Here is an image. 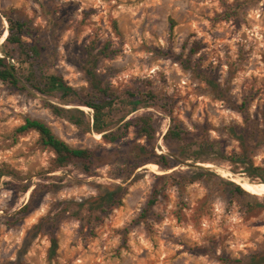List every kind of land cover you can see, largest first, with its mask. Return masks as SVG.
I'll return each instance as SVG.
<instances>
[{"label": "rangeland", "instance_id": "1", "mask_svg": "<svg viewBox=\"0 0 264 264\" xmlns=\"http://www.w3.org/2000/svg\"><path fill=\"white\" fill-rule=\"evenodd\" d=\"M0 13L27 22L24 39L42 48L45 71L61 75L82 100L98 95L82 69L86 49L108 47L99 80L141 103L107 129L150 113L156 151L179 163L164 171L119 158L92 176L77 165L56 167L37 132L15 133L26 118L44 122L74 148L123 152L145 139L131 126L108 143L93 131V111L78 99L0 81V264H238L254 255L255 264H264V207L250 210L229 185L264 205V183L234 161L242 149L227 131L256 140L252 160L264 168V0H0ZM7 26L3 19L0 30ZM49 104L82 110L83 121L72 123ZM170 125L207 134L213 145L191 147L180 159L163 140ZM39 185L47 186L36 194L40 206L18 213ZM118 186L119 203L106 212L77 213V203Z\"/></svg>", "mask_w": 264, "mask_h": 264}, {"label": "trees", "instance_id": "2", "mask_svg": "<svg viewBox=\"0 0 264 264\" xmlns=\"http://www.w3.org/2000/svg\"><path fill=\"white\" fill-rule=\"evenodd\" d=\"M255 1L259 3L261 0ZM3 19H5L8 26L6 29L0 30V38L3 35L1 39L3 42L0 44L2 52V55H0L1 82L16 88H24L26 84L37 93L45 96L57 93L60 94L64 101L70 102L78 99L81 107H86L93 111L90 125L93 131L101 134L102 138L108 143H114L124 137L131 126L136 128L138 137L144 138L145 143L132 142L123 152L94 148H74L56 136L47 124L30 118H26L24 123L16 129V134H23L28 131L37 132L40 136L41 144L53 152L56 167L77 165L81 168L82 173L87 176H92L96 169L112 164L119 158L133 162L137 167L155 164L150 166L156 167L157 165L164 171H168L179 165L177 160L168 154L156 151L155 133L157 126L152 114H142L128 120L115 130L107 129L115 122L117 115L122 114L121 117H124L129 112L136 111L141 103V100L115 94L109 85H103L99 80L97 73L98 63L102 56L111 55L112 52H109L108 47H104L98 52H94L93 47L86 49V59L82 64V69L88 78L90 87L98 95L82 100L78 90L68 85L61 75L45 71L42 48L36 43L27 42L24 39L29 34L30 29L27 22L16 18L12 14L0 13V28L3 26ZM9 58L13 59L18 65L11 64ZM131 97L133 96L131 95ZM220 97L223 99L222 96ZM49 107L52 112L58 116L68 118L72 123L79 124L83 121L84 113L82 110L65 109L52 104H49ZM236 109L243 112L242 107H237ZM227 131L232 138L239 141L242 149V152L236 156L234 161L243 166V172L249 178L252 180L258 179L261 183H264V168L255 166L252 160L254 147L258 142L254 141V139L247 142L244 135L238 134L233 127H228ZM163 140L167 148L180 159L188 157L186 155L191 147L206 149L213 145L209 141L207 134L193 133L184 128L171 125L163 135ZM199 172L203 173L201 170ZM197 176L201 177V174H197ZM157 177L163 180L166 176L157 175ZM229 185L231 194L247 198L245 205L250 210L254 209L253 207H264L263 204L256 201L254 194L247 192L242 186L232 182ZM30 186V184L25 185L23 191L26 192ZM161 187H155L152 190V194L144 210L145 212H148L151 206L158 200ZM39 188L45 191L47 186L39 185L34 188L31 191L29 200L19 209L18 213H30L40 206L42 198H37L35 201ZM121 190L122 187L118 186L115 190H106L104 193L99 194L93 202L89 203L88 200H85L77 203L76 211L79 213L82 209H87L90 216L95 215L98 217V214L106 212L108 207L119 203L117 195ZM35 227H37V224L34 226V229ZM29 244L30 241L25 244L24 253H26ZM52 246H56L55 240L52 241ZM257 259L256 255L250 256L244 258V260H239L238 264H255Z\"/></svg>", "mask_w": 264, "mask_h": 264}, {"label": "bare ground", "instance_id": "3", "mask_svg": "<svg viewBox=\"0 0 264 264\" xmlns=\"http://www.w3.org/2000/svg\"><path fill=\"white\" fill-rule=\"evenodd\" d=\"M4 33H5V32H4ZM4 33H3V34H4ZM4 35H5V34H4ZM221 172L223 173V175L228 174V173H226L225 171H221ZM237 178H238V177H237ZM237 178H236V179H237Z\"/></svg>", "mask_w": 264, "mask_h": 264}]
</instances>
